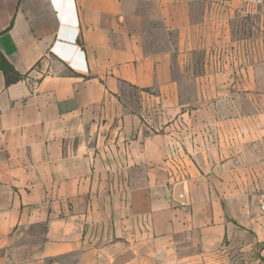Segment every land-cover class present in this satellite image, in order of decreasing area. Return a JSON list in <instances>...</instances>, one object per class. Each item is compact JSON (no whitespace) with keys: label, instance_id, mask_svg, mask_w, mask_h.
Wrapping results in <instances>:
<instances>
[{"label":"crops","instance_id":"obj_1","mask_svg":"<svg viewBox=\"0 0 264 264\" xmlns=\"http://www.w3.org/2000/svg\"><path fill=\"white\" fill-rule=\"evenodd\" d=\"M254 6L0 0V54L23 76L0 71V264H139L242 239L264 264V96L236 27Z\"/></svg>","mask_w":264,"mask_h":264},{"label":"rangeland","instance_id":"obj_2","mask_svg":"<svg viewBox=\"0 0 264 264\" xmlns=\"http://www.w3.org/2000/svg\"><path fill=\"white\" fill-rule=\"evenodd\" d=\"M253 4L255 6L252 14L237 19V39L250 42L244 48H238L237 52L250 54L247 66L252 76L253 89L264 96V9L259 5V0H253ZM237 66L238 68L244 67L240 63ZM243 102L241 99L240 104ZM258 103L264 107V97H260ZM179 177H176L175 182H178ZM184 178L180 177L179 179L184 180ZM257 179L261 188H264V177H257ZM244 244V239L238 241L234 246L226 243V247L223 249L200 257L195 254L180 255L181 250L178 249L172 256L157 254L150 258L141 257L139 264H262L258 254L252 250H245Z\"/></svg>","mask_w":264,"mask_h":264},{"label":"trees","instance_id":"obj_3","mask_svg":"<svg viewBox=\"0 0 264 264\" xmlns=\"http://www.w3.org/2000/svg\"><path fill=\"white\" fill-rule=\"evenodd\" d=\"M0 71L4 72L8 84H13L23 79V76L16 72L12 65H10V63L1 54Z\"/></svg>","mask_w":264,"mask_h":264},{"label":"water","instance_id":"obj_4","mask_svg":"<svg viewBox=\"0 0 264 264\" xmlns=\"http://www.w3.org/2000/svg\"><path fill=\"white\" fill-rule=\"evenodd\" d=\"M182 186L181 185H178L176 188H175V197H176V200L180 203H183L184 202V199H183V193H182Z\"/></svg>","mask_w":264,"mask_h":264},{"label":"built area","instance_id":"obj_5","mask_svg":"<svg viewBox=\"0 0 264 264\" xmlns=\"http://www.w3.org/2000/svg\"><path fill=\"white\" fill-rule=\"evenodd\" d=\"M259 5L264 9V0H259ZM262 210H264V204L262 205Z\"/></svg>","mask_w":264,"mask_h":264}]
</instances>
